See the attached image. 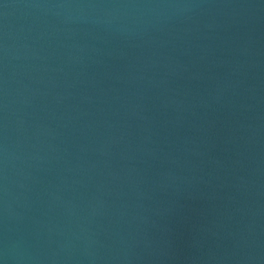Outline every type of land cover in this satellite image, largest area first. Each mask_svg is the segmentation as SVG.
Here are the masks:
<instances>
[{
    "label": "water",
    "instance_id": "water-1",
    "mask_svg": "<svg viewBox=\"0 0 264 264\" xmlns=\"http://www.w3.org/2000/svg\"><path fill=\"white\" fill-rule=\"evenodd\" d=\"M0 264H264V0H0Z\"/></svg>",
    "mask_w": 264,
    "mask_h": 264
}]
</instances>
